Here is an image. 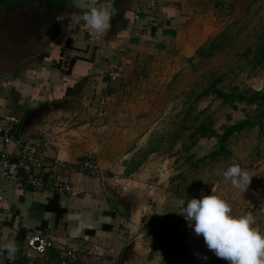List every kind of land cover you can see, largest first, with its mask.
<instances>
[{"label": "crops", "instance_id": "crops-1", "mask_svg": "<svg viewBox=\"0 0 264 264\" xmlns=\"http://www.w3.org/2000/svg\"><path fill=\"white\" fill-rule=\"evenodd\" d=\"M21 1V7L0 10V20L12 30L11 41L0 37V117L7 119L11 133L18 138L34 137L40 130L55 133L66 171L89 152L95 153L104 168H116L113 163L124 156L120 157L118 149L131 141V121L135 120H131L129 108H134L133 98L142 100L149 82L160 79L155 70H149L166 60L175 65L178 58L190 59L222 30L232 8L243 2L155 0V6L146 9L148 0H111L115 13L109 27L96 34L82 17L102 0ZM138 6L142 12L135 19ZM54 10L62 21L52 31L47 27L39 33L36 27L33 31L13 22L23 12L31 11L35 18ZM73 17L78 25L69 31L67 25ZM115 62L121 67L120 74L108 81L107 68ZM104 95L105 109L97 114V102ZM4 151L17 153L0 138V152ZM56 152L51 147L45 154L52 157ZM69 174L75 195L57 192L61 207L66 209L60 219L65 228H57L55 214L45 210L55 191L34 189L24 180L15 183L0 173V245L14 241L17 246L11 257L0 254V264H79L72 253L75 247L104 238L107 232L103 233L100 225L111 224L114 214L104 196L102 178L86 181L85 175L72 169ZM245 213L252 214L258 230L264 223V200L251 201L235 215ZM86 230H94V234H85ZM37 233L54 238L55 246L43 254L30 251L26 240ZM60 247L73 249L71 255L66 256ZM207 253L208 257L214 254Z\"/></svg>", "mask_w": 264, "mask_h": 264}, {"label": "rangeland", "instance_id": "rangeland-1", "mask_svg": "<svg viewBox=\"0 0 264 264\" xmlns=\"http://www.w3.org/2000/svg\"><path fill=\"white\" fill-rule=\"evenodd\" d=\"M232 9L222 30L203 45L204 54L178 58L175 65L166 60L149 70L160 79L149 82L142 100L133 98L131 141L118 149L124 156L113 163L116 168H104L89 152L68 169L69 178L70 169L85 175L86 181L104 177L122 196L127 213L113 212L110 233L103 231L106 237L75 247L72 253L79 264H208V258L201 257L212 251L181 215L187 200L213 194L229 203L233 215L251 201L264 200V119L257 117V106L231 105L202 94L212 83L224 91L236 87L246 94L264 92V58L258 57V49L264 48L259 37L264 32V0H243ZM245 119L254 124L229 137L227 153L211 157L217 138L193 134L200 122L219 134L222 126ZM86 157L97 174L78 171ZM230 165L250 176L243 192L222 176ZM167 230L173 233L168 250Z\"/></svg>", "mask_w": 264, "mask_h": 264}, {"label": "clouds", "instance_id": "clouds-1", "mask_svg": "<svg viewBox=\"0 0 264 264\" xmlns=\"http://www.w3.org/2000/svg\"><path fill=\"white\" fill-rule=\"evenodd\" d=\"M114 13L111 0H102L90 6L82 18L91 32L102 34L108 29ZM77 25L78 21L73 17L67 30L71 31ZM222 176L242 192L250 181L247 171L236 165L224 169ZM181 215L189 222L193 234L202 235L206 247L227 264H264V232L253 226L251 213L233 215L226 200L211 194L188 199ZM16 251L14 241L0 245V254L11 257ZM201 259L207 260V256Z\"/></svg>", "mask_w": 264, "mask_h": 264}, {"label": "built area", "instance_id": "built-area-1", "mask_svg": "<svg viewBox=\"0 0 264 264\" xmlns=\"http://www.w3.org/2000/svg\"><path fill=\"white\" fill-rule=\"evenodd\" d=\"M154 6L155 0H148L145 4L146 9ZM141 12V7H136L134 18H139ZM120 69L121 67L117 62L111 63L106 71L107 80H116L120 74ZM106 101L105 95L98 100L97 114H102ZM0 138L5 145L10 144L17 150L16 154L11 151L0 152V173L3 178L15 183L24 180L37 190L48 188L58 193L75 195L73 183L66 171L67 166L59 157L61 146L55 133L40 130L39 134L34 137L18 138L11 133V127L7 124V119L0 117ZM51 147H54L57 152L52 157L46 156L45 151ZM77 168L81 173L97 174L96 167L89 157L82 159ZM258 231L264 232V223L258 228ZM26 245L30 251L43 254L49 248L55 246V239L37 233L27 238ZM59 250L65 251L66 256L71 255L70 250L62 247Z\"/></svg>", "mask_w": 264, "mask_h": 264}, {"label": "trees", "instance_id": "trees-1", "mask_svg": "<svg viewBox=\"0 0 264 264\" xmlns=\"http://www.w3.org/2000/svg\"><path fill=\"white\" fill-rule=\"evenodd\" d=\"M260 38L264 39V32H262L259 36ZM264 40H261L263 42ZM214 44L209 43L206 46H209V49H212ZM205 46V47H206ZM258 51L261 53L258 57L264 58V48L258 49ZM197 55H202L205 53L204 47L202 46L196 51ZM209 55V54H207ZM211 93L214 95V97L221 100L223 103H229L233 105L237 102H242L246 104L256 105L257 111H258V118L264 119V92L263 91H256L251 90L249 94H246L244 92L238 91L236 87L230 88L227 90H221L219 88H216L214 83L210 84L208 87H206L202 94H208ZM254 123L249 120H241L237 121L229 126L224 125L222 126V132L217 134L214 129H207V127L204 125L203 122H200L196 127H193V134H201V135H207V136H214L217 138V147L210 153V156H216L219 154L227 153L228 150L226 148V143L229 139V137L233 133H237L244 128L248 126H252ZM108 202V201H107ZM112 212H115L114 208L111 207ZM45 210L49 212H53L55 214V226L57 228H65V223H61L60 219H62L64 213L66 212V209L64 207H61L59 200H58V194L57 192H54L52 197L47 200L45 203ZM111 213V212H110ZM60 222V223H59ZM61 224V225H60ZM100 230L104 232H110L111 231V225L107 223H102L100 225ZM171 232L170 230H167V233ZM85 234L93 235L94 230H86ZM170 241L167 243V246H165V249H169L171 247V242L173 239V233H170Z\"/></svg>", "mask_w": 264, "mask_h": 264}, {"label": "water", "instance_id": "water-1", "mask_svg": "<svg viewBox=\"0 0 264 264\" xmlns=\"http://www.w3.org/2000/svg\"><path fill=\"white\" fill-rule=\"evenodd\" d=\"M21 3L17 4V7H21ZM14 6V7H16ZM31 11L23 12L22 16H17L13 22L16 23L15 26L17 27H25L28 29H36L39 33L44 32L47 27L50 29V31L54 30L55 28L60 25L62 21V16L57 15L58 11L54 10L53 12H42L39 14H36V17L34 18ZM51 16V17H50ZM58 16L57 19L55 17ZM12 20V19H11ZM5 21V20H4ZM2 22L0 20V37L3 40V38H7V40L12 39V30L7 29L6 25L8 23ZM35 29L33 31H35ZM5 41V40H3ZM258 91V90H256ZM102 190L104 193L105 198L109 201L111 206L117 211L119 214L123 216H127L126 214V207L122 203V196L114 190V188L111 186L110 182H108L104 177H102ZM129 210V208H127ZM128 247L125 248L124 253L127 251ZM212 261V262H211ZM226 262L223 258H218L214 254L208 257L207 263L208 264H224Z\"/></svg>", "mask_w": 264, "mask_h": 264}, {"label": "flooded vegetation", "instance_id": "flooded-vegetation-1", "mask_svg": "<svg viewBox=\"0 0 264 264\" xmlns=\"http://www.w3.org/2000/svg\"><path fill=\"white\" fill-rule=\"evenodd\" d=\"M18 1V2H17ZM21 1V0H20ZM20 1L19 0H9L8 2H6V1H2V3H0V10L1 9H7V8H9V7H11V6H14V5H17V4H19L20 3ZM22 1H24V0H22ZM21 1V2H22ZM27 7V6H26ZM25 9H28V8H25Z\"/></svg>", "mask_w": 264, "mask_h": 264}]
</instances>
